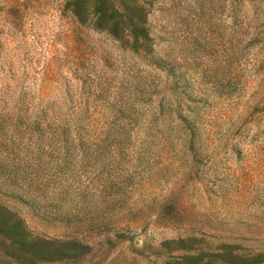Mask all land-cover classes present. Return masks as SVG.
<instances>
[{
    "label": "rangeland",
    "instance_id": "rangeland-1",
    "mask_svg": "<svg viewBox=\"0 0 264 264\" xmlns=\"http://www.w3.org/2000/svg\"><path fill=\"white\" fill-rule=\"evenodd\" d=\"M0 264H264V0H0Z\"/></svg>",
    "mask_w": 264,
    "mask_h": 264
}]
</instances>
